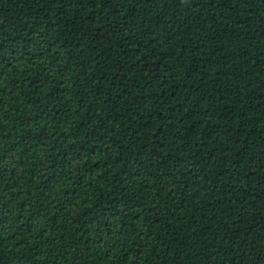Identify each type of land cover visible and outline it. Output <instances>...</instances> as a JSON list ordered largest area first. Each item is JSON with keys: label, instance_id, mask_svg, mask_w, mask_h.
<instances>
[{"label": "trees", "instance_id": "1", "mask_svg": "<svg viewBox=\"0 0 264 264\" xmlns=\"http://www.w3.org/2000/svg\"><path fill=\"white\" fill-rule=\"evenodd\" d=\"M0 264H264V0H0Z\"/></svg>", "mask_w": 264, "mask_h": 264}]
</instances>
